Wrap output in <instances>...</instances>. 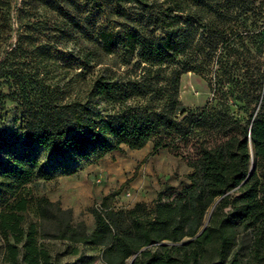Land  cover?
Listing matches in <instances>:
<instances>
[{
	"label": "trees",
	"instance_id": "trees-1",
	"mask_svg": "<svg viewBox=\"0 0 264 264\" xmlns=\"http://www.w3.org/2000/svg\"><path fill=\"white\" fill-rule=\"evenodd\" d=\"M72 4L76 14L56 9L73 30L133 70L99 73L83 99L58 103L49 91L22 96L16 135L0 129V150L11 152L0 161L4 263L21 264L30 214L43 238L101 247L105 264H128L133 256L131 264H264V0ZM8 8L0 0V24ZM189 72L212 93L202 108L179 99ZM245 74L248 88L238 79ZM230 99L251 107L246 118L230 112ZM148 143L150 156L167 150L183 158L189 184L128 210L115 208L119 192H111L91 209L90 232L72 224L70 210L27 189L57 170L72 174L60 167L66 156L96 163L122 145ZM23 147L34 150L27 159L16 152Z\"/></svg>",
	"mask_w": 264,
	"mask_h": 264
},
{
	"label": "rangeland",
	"instance_id": "rangeland-1",
	"mask_svg": "<svg viewBox=\"0 0 264 264\" xmlns=\"http://www.w3.org/2000/svg\"><path fill=\"white\" fill-rule=\"evenodd\" d=\"M9 4L0 24V129L16 135L19 128L21 99L25 94L40 95L49 91L58 103L86 97L92 79L99 73L124 76L132 66H124L115 55H106L93 41L73 30L56 9L76 14L73 2L80 5L98 0H6ZM246 72L242 67L241 74ZM241 87H249V76H240ZM233 87V86H231ZM212 98L207 80L195 73L181 76L179 99L188 108H202ZM95 104L98 100H91ZM215 103H212L214 105ZM230 112L246 118L251 107L229 100ZM103 107L99 103L98 108ZM23 149V150H22ZM18 148L21 158H28L33 149ZM152 144L139 150L122 145L96 163L76 162L66 156L50 180L34 179L27 189L34 197H45L70 210L72 224H84L86 231L94 227L91 209L104 195L118 191L114 206L128 210L139 202L150 204L159 193L172 196L189 184L191 169L181 157L167 150L150 156ZM9 150H0L4 164L11 157ZM167 187L171 189L167 190ZM37 220L26 215L24 243L18 246L21 264H105L102 248L43 238L36 228ZM166 244V243H163ZM6 247L0 234V264L4 263ZM135 256L127 260H134Z\"/></svg>",
	"mask_w": 264,
	"mask_h": 264
},
{
	"label": "water",
	"instance_id": "water-1",
	"mask_svg": "<svg viewBox=\"0 0 264 264\" xmlns=\"http://www.w3.org/2000/svg\"><path fill=\"white\" fill-rule=\"evenodd\" d=\"M207 221H208V219H207ZM207 221H206V222H207ZM129 264H131V262H130Z\"/></svg>",
	"mask_w": 264,
	"mask_h": 264
},
{
	"label": "crops",
	"instance_id": "crops-1",
	"mask_svg": "<svg viewBox=\"0 0 264 264\" xmlns=\"http://www.w3.org/2000/svg\"><path fill=\"white\" fill-rule=\"evenodd\" d=\"M104 196H106V195H104ZM104 196H103V197H104Z\"/></svg>",
	"mask_w": 264,
	"mask_h": 264
}]
</instances>
